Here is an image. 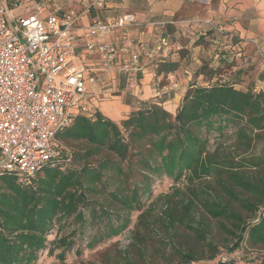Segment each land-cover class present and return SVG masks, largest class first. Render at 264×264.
<instances>
[{"label":"trees","instance_id":"16d2710c","mask_svg":"<svg viewBox=\"0 0 264 264\" xmlns=\"http://www.w3.org/2000/svg\"><path fill=\"white\" fill-rule=\"evenodd\" d=\"M140 20L165 22L143 36L138 30L126 36L148 46L158 36L168 39L167 53L140 57L158 75L179 67L182 53L170 58L172 36L190 34L196 45L209 43L217 66H237L244 54L236 35L201 20L180 26L172 19ZM216 68L207 70L214 74ZM244 72L236 67L232 80L191 82L174 113L161 105L165 96L161 102L136 99L133 104L127 91L125 102L132 110L117 122L97 109L91 116L76 114L55 134L56 160L32 177L0 174V264H36L55 226L47 254L58 249L56 256L65 264V252L76 239L91 248L117 236L130 224L133 211L140 212L130 247L140 258L145 240L157 238L153 225H159L164 235L157 238V250L165 260L173 256L182 264H235L230 257L216 259L220 244L211 236L215 221L227 254L246 244L261 249L249 262L264 264V89L236 87ZM258 79L264 81V68ZM211 137H233L237 150H210ZM61 142L76 146L67 151ZM161 178L172 182V191L162 196V214L149 220L142 199ZM69 219L73 227L61 234Z\"/></svg>","mask_w":264,"mask_h":264},{"label":"built area","instance_id":"2783aa9c","mask_svg":"<svg viewBox=\"0 0 264 264\" xmlns=\"http://www.w3.org/2000/svg\"><path fill=\"white\" fill-rule=\"evenodd\" d=\"M30 1L32 12L11 24L0 4V174L24 177H32L59 157L56 132L76 114L92 115L90 88L103 84L109 74L132 87L144 74L141 55L169 51L164 36L152 46L126 38L113 43L109 37L115 31L134 27L143 36L165 23L140 20L121 4L114 16L102 14L109 0H82L80 10L43 15L44 3ZM10 5L18 7L21 0H11ZM92 10L95 14L81 25ZM80 29L82 50L96 57L93 62L78 55Z\"/></svg>","mask_w":264,"mask_h":264},{"label":"rangeland","instance_id":"374dc122","mask_svg":"<svg viewBox=\"0 0 264 264\" xmlns=\"http://www.w3.org/2000/svg\"><path fill=\"white\" fill-rule=\"evenodd\" d=\"M195 43L190 34L181 35L179 38L172 36V49L174 51L172 50L170 58L177 59V55L182 53L179 67L174 72L158 75L154 67L149 64L146 66V68H150L149 71L141 75V81L131 88L124 85L122 79L109 74L105 77L104 83L98 87L97 92L90 94L91 96L88 98L89 105L93 111L97 109L103 115L117 122L132 110L125 102L128 91L132 97L130 101L133 104H136V99L161 102V98L165 96L168 99L163 101L161 105L171 113H174L188 84L191 82L206 84L215 80H232L235 78L232 75L236 67L245 69L244 74L239 76L240 83L236 84V87L244 88L253 84L255 90L264 89V81L258 79L260 63L258 59H253V51L245 52V47V50H243L244 54L236 60L237 66L228 67L225 64L217 66L216 58H211L210 56L213 53V46L209 45V43L201 42L197 45ZM205 61H208V63H205ZM210 67H217L213 72L214 74L208 72L207 69ZM60 145L67 151H71L76 146L75 144L64 142H61ZM216 146L225 151L237 150L233 137L226 140H218L211 137L209 149L213 150ZM171 184L172 182L166 178L155 180L152 184L151 193L143 197V208L149 211L147 213L149 220L154 219L156 215L162 214L165 209L162 196L172 191ZM181 187L183 186L181 185ZM139 212L133 211L131 213L130 224L122 233L106 239L91 248L86 247V240L76 239L73 247L65 252V264H79L80 262H93L94 264H182L173 256L169 260H165L161 252L157 250L159 249L157 238L164 235L162 227L159 225H153L154 233H156L157 237L155 238L156 240H151L149 237L145 240V249L142 257L140 258L132 252L130 244ZM72 227L73 221L69 219L60 233H68ZM179 230L181 231V229ZM55 234L56 226L47 235V247ZM211 236L220 244V253L216 259L219 257L221 259L230 257L234 259L235 264H251L248 259L261 251V249H253L246 244H242L239 249L227 254L222 245L225 242L223 234L218 229V224L215 221H211ZM47 247L39 252L36 264H60L56 256L59 250L56 249L52 255H48ZM76 248L80 249L79 254H76ZM164 255H167V252H164ZM211 263L212 261L201 260L190 264Z\"/></svg>","mask_w":264,"mask_h":264},{"label":"crops","instance_id":"0c3cea01","mask_svg":"<svg viewBox=\"0 0 264 264\" xmlns=\"http://www.w3.org/2000/svg\"><path fill=\"white\" fill-rule=\"evenodd\" d=\"M10 2L11 0H0V4L7 9V19L10 24L16 17L32 12L30 0H21V5L18 7H12ZM40 2L45 5L43 15H46L80 10L82 0H40ZM118 4L123 5L125 10L135 13L139 19H172L176 26L188 20L209 21L217 29L230 32L241 39L240 45L246 47L245 52L253 51V59H258L260 71L264 68V0H124V2L109 0L102 14L114 16L121 10ZM94 14L95 11L84 17L81 25H85ZM133 32H137V29H128L123 33L115 31L109 38L117 45L121 38H126ZM78 33L80 35L79 57L84 61H95V56H88L82 50L83 29H80ZM251 40L255 41V44L250 42ZM149 69L145 67L144 74ZM140 81L141 78L137 84ZM99 86L89 89L88 98L90 94L97 92Z\"/></svg>","mask_w":264,"mask_h":264}]
</instances>
